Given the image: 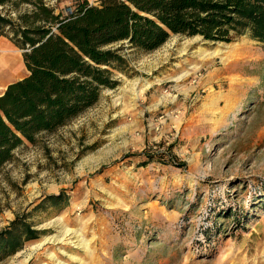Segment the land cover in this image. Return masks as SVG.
Returning a JSON list of instances; mask_svg holds the SVG:
<instances>
[{
	"label": "rangeland",
	"instance_id": "obj_1",
	"mask_svg": "<svg viewBox=\"0 0 264 264\" xmlns=\"http://www.w3.org/2000/svg\"><path fill=\"white\" fill-rule=\"evenodd\" d=\"M121 52L115 88L1 170L0 231L69 199L33 212L39 237L0 264H264V45L172 35ZM22 55L1 37L0 94L28 74ZM66 228L72 243L54 241Z\"/></svg>",
	"mask_w": 264,
	"mask_h": 264
},
{
	"label": "trees",
	"instance_id": "obj_2",
	"mask_svg": "<svg viewBox=\"0 0 264 264\" xmlns=\"http://www.w3.org/2000/svg\"><path fill=\"white\" fill-rule=\"evenodd\" d=\"M0 7V39L23 50L28 71L0 94V172L26 141L67 125L115 88L126 46L152 52L172 35L229 43L244 34L264 45V0H0ZM68 199L47 195L17 214L0 231V259L39 237L33 212Z\"/></svg>",
	"mask_w": 264,
	"mask_h": 264
},
{
	"label": "bare ground",
	"instance_id": "obj_3",
	"mask_svg": "<svg viewBox=\"0 0 264 264\" xmlns=\"http://www.w3.org/2000/svg\"><path fill=\"white\" fill-rule=\"evenodd\" d=\"M218 53H219V51L218 50H215V51H213V52H211L210 54H214L215 56H217L218 55ZM210 54H208V53H205V52H202V51H200L199 52V56H202V58L204 59V58H207V57H209L210 56ZM223 59V58H222ZM226 67V66H225ZM228 67V66H227ZM197 68V67H196ZM9 75H11V76H13V72H11V71H9V72H4L3 74H2V76H9ZM67 230H64V233H62L61 234V236H59L58 238L59 239H54V241L55 240H59L60 242H63V241H65L64 242V244L65 243H67V244H71L72 243V239L74 238V235H75V233L73 234V236H71V237H69L70 235H71V230H73V229H71L70 228V231H69V229L68 228H66ZM63 231V230H62ZM75 231V230H74ZM80 233V232H79ZM78 235V234H77ZM82 236V235H81ZM56 237V236H55ZM76 240H78V239H76ZM49 241H52V238H44V239H42L41 241H39L37 244H34L33 246H32V250H36V249H40V248H42L47 242H49ZM87 241V240H86ZM71 242V243H70ZM82 242V241H81ZM56 243V242H55ZM87 243V242H86ZM90 243V242H89ZM80 244V243H79ZM78 244V245H79ZM83 244V243H82ZM85 244V243H84ZM83 244V245H84ZM74 245V244H73ZM87 247H88V245L87 244H85ZM62 252V251H61ZM52 255V254H51ZM53 264V263H52ZM56 264H60L59 262L58 263H56Z\"/></svg>",
	"mask_w": 264,
	"mask_h": 264
},
{
	"label": "crops",
	"instance_id": "obj_4",
	"mask_svg": "<svg viewBox=\"0 0 264 264\" xmlns=\"http://www.w3.org/2000/svg\"><path fill=\"white\" fill-rule=\"evenodd\" d=\"M91 2H95V0H90Z\"/></svg>",
	"mask_w": 264,
	"mask_h": 264
}]
</instances>
